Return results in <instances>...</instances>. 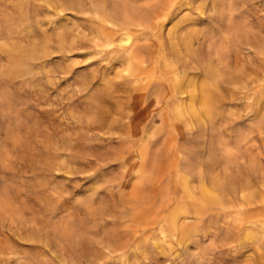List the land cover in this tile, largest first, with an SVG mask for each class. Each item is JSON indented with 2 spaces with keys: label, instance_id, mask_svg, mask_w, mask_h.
Returning a JSON list of instances; mask_svg holds the SVG:
<instances>
[{
  "label": "rangeland",
  "instance_id": "374dc122",
  "mask_svg": "<svg viewBox=\"0 0 264 264\" xmlns=\"http://www.w3.org/2000/svg\"><path fill=\"white\" fill-rule=\"evenodd\" d=\"M81 1L83 8L70 0H0V43L8 42V51L0 49V264H264V228L251 232L236 221L263 215L264 105L252 106L257 93L231 101L222 84L219 117L203 131L184 122L165 126L153 116L132 122L133 93L120 86L119 59L95 36L99 22L91 10L126 0ZM226 2L223 11L231 13L233 25L220 27V53L232 64L242 56L230 71L257 70L264 0ZM215 19L194 28L208 35ZM23 25L28 27L21 30ZM246 38L258 45L250 55L239 45ZM158 89L145 101L155 112L163 95ZM103 118L114 129L92 127ZM150 121L158 128L152 131ZM130 122L137 134L128 131ZM133 141L148 148L141 182L116 156ZM184 151L185 159H172ZM195 163L209 192L214 175L228 197L229 186L250 181L243 193L252 204L238 195L221 206L205 202L209 193L200 182L186 183L176 170ZM189 196L204 199L195 204ZM180 209L199 211L186 233L151 238Z\"/></svg>",
  "mask_w": 264,
  "mask_h": 264
},
{
  "label": "bare ground",
  "instance_id": "6f19581e",
  "mask_svg": "<svg viewBox=\"0 0 264 264\" xmlns=\"http://www.w3.org/2000/svg\"><path fill=\"white\" fill-rule=\"evenodd\" d=\"M226 1L228 0H126L121 3V5L111 3L108 5H101L100 7L91 6V10L97 16L99 22L97 23L98 26L96 25L97 30L95 36L99 37L100 40H103V46L106 48L108 54H113L117 57V60L119 59V66L117 67H120V70L117 73V76L121 79L120 86L128 88L130 92L133 93L132 107L129 112L130 115H132V122L139 120L142 116L146 117L144 119H148V117L150 119L153 116L163 125L166 122L168 125H178L184 122L185 124L183 125L189 130H191L193 126H198L200 131H203L206 123L214 121L219 115V107H217V103L220 101L219 93L222 90V84H225L224 86H229L224 88L225 91L227 90L229 100L248 99L252 94L257 93L258 97L255 102L252 103V106L254 105L258 108V106L262 107L264 105V41L259 46L257 52V70L254 69L249 71L246 67L241 66V69L230 71L231 65H237L242 56H236V59L232 64L223 59L222 54L220 53V27L224 25V27L228 28L233 23L231 13L225 14V11H223L224 4L228 3ZM70 3L73 7L83 8V2L81 0H70ZM228 5L230 6V3ZM184 10L188 13L180 15ZM213 16H216L215 25H213L212 28L210 27L211 32L208 35H203L204 33L202 34L195 30L194 27L198 23L202 20H204V22H206L205 20L211 21ZM224 17L225 19H223ZM221 19L225 21L226 24H223ZM169 23L171 25L168 26ZM24 26L25 25L22 26L21 30H24L27 25ZM225 30L226 29L223 31ZM8 36L10 35H7V37ZM7 43L6 39L3 40L2 43H0V49L8 51ZM94 43H96V41H94ZM253 44L256 45L255 42L251 43L246 38V40L243 42L241 41L239 45L245 46L244 50L247 51V55H250V53L253 52L250 51V49L253 48ZM12 46H15V43L10 45L11 49L14 48ZM22 47L24 46L22 45ZM239 48L241 49V47ZM27 66L28 65H26V68H28ZM115 69L116 67L114 70ZM110 70L114 71L111 67L109 68V72ZM226 70L230 73L227 77L223 76ZM25 71H27V69ZM113 73L115 74L116 72L114 71ZM108 82L110 81H107V83ZM105 83L106 82H104V84ZM115 85L116 84H114V86ZM158 88L162 89L163 95L159 102L158 100L155 101L160 104L155 112L148 107L147 102L145 101L153 96L159 90ZM120 92L123 91L120 90ZM223 97H221L222 100ZM168 115H171V119L169 120L167 119ZM111 123L103 118L95 123V127H92L95 130L111 131L114 129L113 126H111ZM151 123L150 128L152 131L158 128L153 124L154 122ZM131 124V122L127 124V127ZM166 125L167 124H165V126ZM136 126H130L128 131L132 134H137ZM124 127H126V125H124ZM170 130H172L171 127ZM199 137L201 138L203 136L200 135ZM140 142L141 141H139V143L134 141L132 143L130 142L127 145L122 146L116 154L117 158L126 162L125 166H128L132 173L139 174L136 177L139 179V182L146 178L144 175L146 171L145 165L149 159L148 148L144 146V141L143 143ZM201 142L202 139L200 143ZM217 143L218 142H216V144ZM216 144L214 146H216ZM209 145V149L211 150V144ZM214 146L212 143V147ZM169 151V153L174 151L173 146L169 148ZM175 152H177V150ZM180 154L181 157H176L175 155H173V157L171 155V157L175 161L178 158L181 160L186 158L184 156L185 151ZM211 154L214 155L213 153ZM197 162H199V160ZM184 163L186 165L187 161ZM176 170H179L182 174L181 179H184L186 183H189L190 180H197L201 184L200 188L203 190V193L208 191L206 187V177L202 172L201 166L196 165L195 163ZM215 174L218 176L217 172ZM163 175L164 174H160L158 177L160 178ZM217 178L218 177H215L214 175V178L212 179L213 186H211L212 192L208 191L209 194L205 202H208L213 206H221L224 202L231 200L232 195H238V197L247 201V195L243 192L249 190V188L251 189L253 186L250 181H247L246 179L245 182L240 183L237 187L233 185L229 186L228 190L232 195L231 197H228V191L223 188V185H219ZM208 181H211V179ZM122 185H124V183ZM118 189H120V186ZM189 197L195 204L203 202L204 199L202 197ZM253 200L252 201L256 203L259 199ZM261 202L263 201L261 200ZM247 203L250 204L251 202L248 200ZM259 206L260 210L263 211V215H260L259 217L254 216V214L251 213L246 217H237V224L251 232L253 230H258V228H264V202ZM253 209L254 208H250V211ZM197 210L198 209L186 211L180 209L171 213L167 218V225L164 226L159 223L155 228L156 233H154L151 238L165 241L170 237H175L178 232L186 233V228H189L190 226L189 220L192 218L191 215L199 214V211ZM138 231L139 230L134 229L133 235H136ZM142 232H144V230H142Z\"/></svg>",
  "mask_w": 264,
  "mask_h": 264
}]
</instances>
